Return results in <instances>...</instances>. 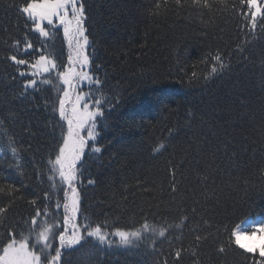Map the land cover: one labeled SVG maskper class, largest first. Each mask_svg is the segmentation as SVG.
Segmentation results:
<instances>
[{
	"label": "trees",
	"instance_id": "obj_1",
	"mask_svg": "<svg viewBox=\"0 0 264 264\" xmlns=\"http://www.w3.org/2000/svg\"><path fill=\"white\" fill-rule=\"evenodd\" d=\"M83 2L89 56L102 82L87 88L88 101L100 100L104 116L97 119L101 151H86L83 166L78 164L82 216L101 223L108 234L116 228L139 229L145 221L154 229L172 227L164 237L152 233L155 248L147 232L131 247L115 238L110 246L92 238L83 247L62 250V264H176L171 253L178 248L186 250L179 264H242L252 254L229 251L220 257L217 241L226 239L225 227L231 229L245 218H264V141L254 131L260 126L258 116L243 127L236 122L228 127L231 118L213 116V110L233 104L237 86L244 85L245 97L259 112L264 25L258 19L251 30L241 0H228L227 9L218 4L211 13L192 0H184L182 8L175 0ZM23 3L0 0V208L7 209L0 214V233L5 235L9 229L27 234L25 221L45 208L54 218L48 222L63 229L64 210L55 204L65 202L67 191L50 164L67 131V122L53 111L62 98L58 77L47 74L25 91L32 77L24 73L30 66L10 57L34 63L46 55L64 70L69 53L62 30L54 29L49 39L33 30V22L14 6ZM29 42L33 49L25 53ZM217 55L228 67L213 74ZM29 127L32 134L25 131ZM225 127L235 131L237 140L243 133L253 142L247 153H238L237 168L222 154L215 159L211 155L218 144L211 132L222 137ZM172 169L178 182L174 198L169 189ZM209 173L208 191L215 189L219 202L202 195V178ZM182 216L189 220L181 224ZM194 234L208 239L197 246ZM51 242L53 249L59 246L58 237Z\"/></svg>",
	"mask_w": 264,
	"mask_h": 264
},
{
	"label": "snow or ice",
	"instance_id": "obj_2",
	"mask_svg": "<svg viewBox=\"0 0 264 264\" xmlns=\"http://www.w3.org/2000/svg\"><path fill=\"white\" fill-rule=\"evenodd\" d=\"M241 2L247 8V12L242 14L246 15L251 30L256 29L258 19L260 24L264 25V0H241ZM192 4L209 13L215 11L218 4H222L225 9L229 7L228 0H192ZM175 5L178 8H182L184 0H175ZM14 6L22 16L34 21L36 29L44 36L48 35L43 26L44 22L47 21L51 25L55 19L58 20L59 24L64 26V34L70 37V45L72 39H75L74 54L68 57L70 67L65 72L59 74L65 85L72 87L73 79H76L77 82L92 79L84 71L85 67L90 64V59L85 51L89 45V38L85 34L87 31L84 27L86 7L83 0H24L22 5ZM159 7L160 5L157 4L156 8ZM231 8L233 11H236L235 5H231ZM16 44L19 45L20 41H16ZM26 47L31 48V43H27ZM10 59L18 65L27 63V61L18 59L15 55L11 56ZM215 60L218 63L212 66L211 71L213 74L218 69L220 72L227 69L228 66L220 55H217ZM49 65L51 68L56 67L54 60H48L44 55H41L40 59L35 64H32L31 67L37 69L42 66L43 72H48L50 70ZM261 65L262 75L260 85L264 89V61L261 62ZM195 75L193 73V77ZM95 83L100 85L102 82L99 78H96ZM36 84L37 81L35 79H29L25 86V91H27L28 86L34 87ZM237 88L239 90L236 92L235 102L219 110L214 109L213 116L219 118H223L224 116L230 117L231 120L226 121L228 127L232 126V122H236L237 127H243L244 122L255 121L258 116L260 126L258 129H254V131H258L261 140L264 141V97L261 98V107L257 113L252 109L248 99L245 97V86L238 85ZM21 95H24V93H21ZM69 97V91L64 90L63 98L58 100V109L53 108V111H58L59 116L67 122V131L66 135L63 136V143L59 146L55 159L50 161L52 168L58 173L61 183L67 185V191L64 193L65 202L63 204L60 202L55 204L56 209L62 207L64 210V228L59 229L55 222H48L49 219H53L54 221V218L49 216L47 208L43 212L37 209L35 215L28 221H25V224L28 226L26 229L27 234L11 229L8 230L6 235L0 233V264H62V250L71 249L73 246L83 247L92 238H95V241L99 244H108L110 246L112 243L108 239V233L104 231L101 223L89 221L87 216H82L80 193L76 188V183L79 180L78 172L80 171L77 165L83 166L84 149L88 145V141L90 139L95 140L98 134L95 131L96 121L98 117L104 116V107L100 100L93 101L91 107L88 103H84L81 107L84 96L77 94L74 101H71V109L69 110L66 107L70 102ZM111 107L114 108L115 105H111ZM10 115L15 116L14 113H10ZM189 116L191 117V113H189ZM85 129H87V133L86 135H82ZM25 131L32 134L30 127L25 128ZM211 134L218 140L217 146L211 153L213 159H215L218 153L222 154L233 168L238 167V153H247L253 143L243 133L240 134V139L237 140L235 131L228 132L227 127L224 128L222 137L217 136L215 131L211 132ZM205 143H207L206 140ZM160 147L162 148L163 145ZM230 149L233 150L230 152ZM153 150L158 152L160 148ZM11 151L16 153L17 149L12 148ZM92 151L98 153L101 149L94 147ZM201 151L204 150L201 149ZM215 170L217 172L220 171V165H217ZM169 175L171 176L169 189L174 198V194L178 192L175 169L170 170ZM229 175L231 178V174ZM210 178L211 173L202 178L204 181V193L202 195H205V198H216L217 202H219L215 196V189L211 193L208 191V181ZM88 183L95 184L96 181L89 180ZM237 183L246 184L247 181H238ZM45 196H47V193H45ZM31 203L35 204L36 201L33 200ZM6 211V208H0V214ZM192 211L195 212L196 210L192 209ZM81 216L84 221L83 223L78 222V217ZM188 220V216H182L181 224ZM103 224L107 226L108 222L104 221ZM170 227L172 225L154 229L145 221L139 229L124 230L116 228L112 234L119 237L121 245L131 247L137 246V242L143 241L145 239L144 233L147 232L151 246L155 248V240L152 239V233H156L159 237H164ZM219 231L217 229V232ZM223 232L226 239L217 241L216 254L218 256L226 257L229 251H236L240 252L242 256L248 257V254H252V257H259L258 261L249 257L242 264H264V242L248 244L243 242L242 239L243 237L251 238L257 235L264 238V218L260 220L245 218V220L235 224L231 229L225 227ZM57 237L59 246L53 249L51 241ZM207 239L208 236L194 234V243L197 246L207 241ZM184 251H186L184 248H178L171 253L176 260V264H179ZM196 255V252L192 253L193 258H196ZM161 264H167V260H163ZM225 264H227V261H225Z\"/></svg>",
	"mask_w": 264,
	"mask_h": 264
},
{
	"label": "rangeland",
	"instance_id": "obj_3",
	"mask_svg": "<svg viewBox=\"0 0 264 264\" xmlns=\"http://www.w3.org/2000/svg\"><path fill=\"white\" fill-rule=\"evenodd\" d=\"M32 22H33V30H34L37 34H39L41 37H43V38H45V39H49V38H51V37L53 36L54 29H60V30H62V35H63V38H64V40H65V44H66V46H67V51H68V53H69V56L74 54V49H75V39H72V42H71V45H70V37H69V36H66V35L64 34V26L61 25V24H59L58 20H55V19H54V21H53V23H52L51 25L48 24L47 21L44 22L43 26H44L45 30L48 32V35H47V36H44L42 33H40V32L36 29V27H35V22H34V21H32ZM84 27H85V26H84ZM85 34L87 35V31H86ZM88 38H89V37H88ZM89 48H90V39H89V45L87 46V48H86V50H85V51H86V54H87L88 56H89ZM32 49H33L32 47H31V48H27V47L25 46L24 52L27 53V52L31 51ZM44 56H45L48 60H54V61H55V64H56V67H55V68H51V66L49 65V69H50V70H49L48 72H43V70H42V66L39 67V68H37V69H33V68L31 67V65H32V64H35V63L40 59V57H39L34 63H29V62L27 61L26 64H23V66H24V65H29V66H30V69H29L28 71H26L24 74H25V75H28V76H31V77H32L31 79H35V80L37 81V84H38V83H40V82L43 81V77L46 76L47 74L55 73V74L57 75V77H58L59 85L62 87V98H63V92H64V90H67V91H69V93H70V97H69L70 102L66 105V107H67L69 110L71 109V101H74L75 96H76L77 94H80V95L84 96V100L81 102V107L83 106L84 103H88L89 106L91 107L92 104H93V101H92V100H89V101H88V99H90V97H89V95H88V92H89V91L87 90V88H88V87H91V86H95V85H97V84L95 83V79L98 78V77H97V74L93 71L92 61H91L90 56H89L90 64H89L88 66L85 67L84 71L87 72L88 75H89L90 77H92V79H91V80H80L79 82H77L76 79H73V81H72V87H69L68 85H65V84L63 83V80H62V79L60 78V76H59L60 73L65 72V71L68 69V67H70L69 60H68V64H67L66 66L64 65V67H63V68H65V69H64V70H60V68H62V67H61L60 64L57 62V60H55L54 58H52V57H50V56H46V55H44ZM25 61H26V60H25ZM34 73H35V74H34ZM37 84H36V85H37ZM25 85H27V82L25 83ZM34 87H35V86H34ZM34 87H32V86H28L27 88H34ZM94 101H95V100H94ZM97 119H98V118H97ZM95 131L98 133V131H97V121H96V129H95ZM86 133H87V129H85L84 132H82V135H86ZM97 137H98V134H97L95 140H91V139H90V140L88 141V145L85 147V149H84V153H85L86 151H88V150H90L91 152H93L92 149H93L94 147H98L97 144H96V143H97ZM98 148H99V147H98ZM77 168H78V165H77ZM76 188H77V183H76ZM77 189H78V188H77ZM69 195H70V193H69ZM78 218H79V217H78ZM255 219H256V220H260V219H262V218H255ZM112 233H113V232H111V233L108 234V239H109L111 242L114 240V238L120 241L119 237L113 235ZM242 239H243V242L248 243V244H257V243H260V242H264V238H261L259 235L255 236V237H251V238H249V237H243Z\"/></svg>",
	"mask_w": 264,
	"mask_h": 264
}]
</instances>
